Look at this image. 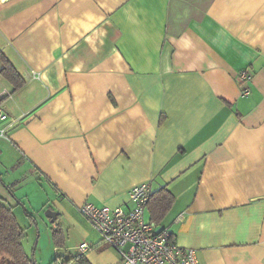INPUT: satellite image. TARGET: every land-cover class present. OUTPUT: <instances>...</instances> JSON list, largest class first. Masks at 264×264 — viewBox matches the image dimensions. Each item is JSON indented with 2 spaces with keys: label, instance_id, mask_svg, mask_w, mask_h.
Instances as JSON below:
<instances>
[{
  "label": "crops",
  "instance_id": "crops-1",
  "mask_svg": "<svg viewBox=\"0 0 264 264\" xmlns=\"http://www.w3.org/2000/svg\"><path fill=\"white\" fill-rule=\"evenodd\" d=\"M3 58L23 83L0 72L22 115L0 137L18 175L1 181L49 188L55 251L122 264L76 207L128 208L149 181L174 199L145 220L199 264H264V0H0Z\"/></svg>",
  "mask_w": 264,
  "mask_h": 264
},
{
  "label": "built area",
  "instance_id": "built-area-1",
  "mask_svg": "<svg viewBox=\"0 0 264 264\" xmlns=\"http://www.w3.org/2000/svg\"><path fill=\"white\" fill-rule=\"evenodd\" d=\"M36 74H34V77ZM253 73L248 68L238 71L237 83L240 94L250 92ZM11 90L0 89V137L7 138V129L19 118H10L2 101L10 97ZM152 185L143 181L128 189L130 207H110L86 201L77 211L99 234L100 242L116 250L122 264H199L194 249L180 245L176 236L167 227L156 229L144 218V212L152 194ZM91 246L82 242L76 246L78 253ZM53 264H64L56 259Z\"/></svg>",
  "mask_w": 264,
  "mask_h": 264
},
{
  "label": "rangeland",
  "instance_id": "rangeland-1",
  "mask_svg": "<svg viewBox=\"0 0 264 264\" xmlns=\"http://www.w3.org/2000/svg\"><path fill=\"white\" fill-rule=\"evenodd\" d=\"M6 155L8 153L4 152L2 159ZM1 161L0 158V163ZM19 161H21L20 158H15L14 161L11 158H6L3 167L0 164L1 177L3 174L1 172H6V168L9 169L10 174L17 176L18 173L11 171L12 169L9 167L16 165ZM19 171H22L21 167ZM4 174L3 179L6 181L8 175ZM26 177L27 175H24L22 179L25 180ZM18 185V183H11L9 184L10 189H8L0 180V201L12 208L19 225L23 228L24 236L21 242L27 256L33 264H53L56 255L59 256V260L63 261L66 254L61 248L55 251L54 244L57 237L62 236L64 232L60 231V226L51 222L50 217L47 215L48 211L54 206V204H48L47 194H49V188L47 189V186L40 183L30 185L26 182L21 186ZM7 262L8 260L5 258L0 260L1 264Z\"/></svg>",
  "mask_w": 264,
  "mask_h": 264
},
{
  "label": "trees",
  "instance_id": "trees-1",
  "mask_svg": "<svg viewBox=\"0 0 264 264\" xmlns=\"http://www.w3.org/2000/svg\"><path fill=\"white\" fill-rule=\"evenodd\" d=\"M0 72L8 81L13 83L14 89H17L23 83V78L5 58H3ZM173 199V195L165 188L152 192L147 205L152 222L156 223L161 220L170 208ZM23 236V228L19 225L12 208L0 201V260L7 259L8 262L5 264H33L22 245ZM71 261L73 264H89L83 255H74L63 260L65 264Z\"/></svg>",
  "mask_w": 264,
  "mask_h": 264
},
{
  "label": "water",
  "instance_id": "water-1",
  "mask_svg": "<svg viewBox=\"0 0 264 264\" xmlns=\"http://www.w3.org/2000/svg\"><path fill=\"white\" fill-rule=\"evenodd\" d=\"M47 215L50 217L51 221H53V219L55 218V214L51 211H48Z\"/></svg>",
  "mask_w": 264,
  "mask_h": 264
}]
</instances>
